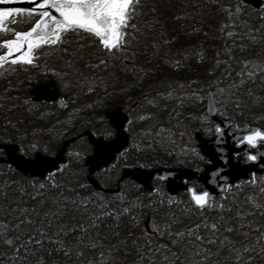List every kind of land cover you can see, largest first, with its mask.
<instances>
[{
  "label": "snow or ice",
  "instance_id": "6c2138e0",
  "mask_svg": "<svg viewBox=\"0 0 264 264\" xmlns=\"http://www.w3.org/2000/svg\"><path fill=\"white\" fill-rule=\"evenodd\" d=\"M8 2L10 0H0V3ZM230 8L231 6L222 5L220 10L227 12L234 27V13ZM234 9L235 18L238 19L243 12L241 4L238 2ZM148 11L155 13L156 5L146 4L145 0H38L35 7H0V33L11 35V38L0 39V68H4L6 65H19L22 69H25L26 66H36L37 58L46 54L45 49H59L61 45L65 44L69 35L78 38L87 37L90 44L94 43L98 50L107 57V59L97 58L96 63L85 61L84 68L94 69L100 65L108 68L111 66L109 61L114 58L119 59L120 54H123V60H128L131 57L134 61L138 57V52L132 50L133 42L138 44L140 38L144 36V33L139 30L136 20L146 16ZM17 16L21 18V22H26L25 16L27 21H31L35 17L38 18H35L31 27L24 31L7 27L6 21L11 20L15 24ZM173 18L179 19L180 17ZM258 18L264 22V6L261 7ZM144 23L148 26L149 31L155 24H160L163 29V24L159 19H154L151 22L145 20ZM221 27L223 29L224 26ZM261 29H264V23L257 28L248 26L246 33L226 32L225 35H236L238 39H247L250 44H258L264 41V33L261 32ZM253 32L256 35H249ZM160 34L164 35L163 32ZM176 40L177 37L173 36L171 41L165 38L162 43L168 45ZM147 47L148 45L145 44V49ZM151 47L154 53L159 52V45L155 40L151 41ZM247 48V44L240 45L241 52ZM62 50L68 53L67 48ZM228 53L227 61H232L231 51L228 50ZM148 55L151 56L152 53ZM219 55L220 53L217 52V57ZM186 58L187 54L185 53ZM202 59V54L198 52L196 54L197 63ZM147 63L151 64V60L148 59ZM219 63L220 61L217 60L215 66L219 67ZM238 63L241 65V70L236 71L235 76L240 79H230L229 72L223 78H217L207 83L196 80L187 82L169 80L165 90L155 93V96L160 100L175 99L176 104L180 106L186 102L195 105L201 100L207 101L205 113L199 117H192L193 120L199 119L202 125L209 122L208 113L213 116L219 113L227 121L226 126L224 121H221L204 129L206 132L215 134L214 140L208 145L193 144L191 142L193 138L189 133V141L184 144L178 154L184 159L178 158L176 161L180 164L188 163V158L203 161L205 155L211 157L208 162L214 169L211 173V177L214 179L210 178L208 183L216 186V190L220 194V201L228 200L232 189L239 188L242 183L256 184L255 173H251L250 180L238 181L235 184L229 182L224 165H228L237 175H242L247 172V169L241 168L240 165L256 162L260 157L255 150L264 147V127L250 125L247 122L241 125L236 120V117L241 116L247 119L248 115L252 113L253 107L264 108V98L256 97L250 88L243 91L245 84L249 81L255 82L257 77L264 82V67H262L264 61L245 59ZM250 64L255 65V69L245 71L244 69ZM67 66L72 67L71 62ZM182 66L179 60H173L168 64V67L173 69H180ZM9 70L15 71V67H11ZM127 70L131 71L130 68ZM137 71L141 79L134 78L133 84L140 85L142 78L151 75L153 69L138 66ZM206 74L213 76L214 68H208ZM88 79L91 82L87 85V92L91 93L95 90L96 80L91 77ZM80 83L84 84V79H81ZM198 83L199 87H193ZM99 86L102 87L104 95L108 96L107 85L103 79H100ZM205 87L209 91L201 96ZM176 89L180 90L179 96L175 95ZM121 91L123 92L124 89ZM144 98L151 106H157L155 98L148 99L146 94ZM248 99H251V104L248 103ZM25 103L29 102L25 101ZM102 105L103 101L97 100L86 107L91 109L94 106ZM34 106L30 105L29 111ZM229 106L235 110L231 118L228 117ZM146 118H152L151 114L137 117L139 120ZM97 119H102V116H98ZM253 119H264V114L253 115ZM128 123L131 124L132 120L129 119ZM227 128H234L235 134L227 133ZM162 133L169 139L173 135L163 125L157 130L156 136L159 137ZM226 133L232 138L237 150L228 152L223 146ZM112 135V133H106L105 139H109ZM180 135L183 136L184 133L181 132ZM9 142L5 141V143ZM95 144V155L88 160V164L98 168L100 163H104L106 168L102 171L115 168L121 158L128 157L129 149L119 139H110L108 143L102 140L96 141ZM242 146L243 154L240 151ZM3 151L4 149L0 148V152ZM17 151L20 156H13V163L21 170L28 172L31 179L26 184L15 182L18 185L16 191L19 193V197L12 199H8L7 189L11 188L13 182L6 180L4 184L0 185V200L7 201L4 208L0 209V212H3V215L0 216V243L8 246L13 254L19 255V250L13 248V245L20 239V229L27 226L29 231L25 233L26 240L20 243V249L24 252H31L32 246L40 247L44 243L51 246L47 258L43 256L37 258L36 264H61L62 260L64 264H68V262L71 264H108L109 261L111 264H119L121 252H123V258L127 259L131 254L128 250L129 239L133 236L131 228L136 225L138 219L135 210L151 208L152 200H149L147 205L132 200L119 211H113L108 208L100 193L81 195V191L85 190L87 185L80 183L79 179H64V174L69 171L72 164L81 163L83 153L69 151L67 155L74 159L72 161L63 160L52 148V141L29 140L27 135L19 139L18 147L8 150L9 155ZM29 155H31V159H22ZM261 156H264V153H261ZM233 159H236L238 163H233ZM110 160L111 164L108 163ZM148 166L147 164L139 165L140 168ZM58 174L59 179L57 178ZM78 175V172L73 171V177ZM158 179L166 180L168 178L159 176ZM260 179L264 182V177ZM182 186L187 197L186 200H177L174 194H170L166 201L161 198L159 203L163 205L166 202L169 206L174 204L178 207L183 206L182 211L186 213H200L199 219L204 221L203 226L208 230V235L202 236L199 233L201 224L198 222H193L190 227L173 232L172 225L179 222L173 215L171 222L156 223L151 229L154 237L170 238L162 246H154L151 240L138 244L137 241L145 235L143 232L131 240L135 251L132 264H145V261L147 264H158V261L159 264H207L209 260L213 259L214 264H222V262L223 264H251L253 254L257 253V250L264 252V224L248 219L250 216L264 215V203H254V211H244L237 207L234 215L224 220L223 213L225 211L232 212L231 206L226 209L223 203L214 202L213 192L203 186L190 184L188 180H185ZM29 189L31 190L29 191ZM260 191L264 193V188H261ZM153 195H160L158 187L152 188L149 192L150 197ZM25 198L33 202L30 207L22 206ZM119 199L121 203H124L123 196H120ZM90 207L99 209V211H89ZM205 210L216 211L221 215L217 220L209 221L202 215ZM77 217H79L78 220ZM123 217H128V225L123 238H121L119 229L122 226ZM69 219L75 223L70 225ZM105 220L112 221L113 231L110 240L107 235H101V229L109 227L104 223ZM9 232L13 235H9ZM185 236L188 239H185ZM250 236L252 239H249ZM233 237H239V239ZM211 246H215V254H213ZM86 252L92 255L86 256ZM32 255L35 256V253L33 252ZM27 259L28 257L25 256L24 260ZM19 264H24V261H20Z\"/></svg>",
  "mask_w": 264,
  "mask_h": 264
},
{
  "label": "trees",
  "instance_id": "16d2710c",
  "mask_svg": "<svg viewBox=\"0 0 264 264\" xmlns=\"http://www.w3.org/2000/svg\"><path fill=\"white\" fill-rule=\"evenodd\" d=\"M145 2L149 5L155 4L156 12L152 13L151 11H148L146 16L136 20L139 30L144 33V36L140 38L139 43L137 44V42H133L132 45V50L138 52V57L134 61L131 57H129L128 60L123 61V54H120L121 60L123 62L120 61V65H118V67L108 68L104 78V81H107V83L114 82L117 85L124 84L128 86V91L122 92L121 90L115 91L114 89L107 88L109 95L105 96L103 90H101L98 96L99 100L103 101V105L94 106L91 109L87 108V105L83 106L81 107V112L83 113V115H93L101 113L105 109H109L117 104L124 103L132 96L139 95L141 98H143L145 94L147 96H153L155 95L156 91H159L157 89L161 87V85L166 86L169 80L182 82H187L188 80H196L198 82H203L204 79L208 76L206 74V70L208 68H214V72L215 74H217L224 73L227 66V72H230L229 78L232 80H237L240 79V77H236L235 72L241 70V65L238 63V61H242L247 59L248 57L251 58L255 56H257L260 60H264V41H261L258 44H250L247 39H238L236 35H225L226 32L246 33L248 30V26L257 28L262 23H264L258 18V15L251 17V19L248 20L247 23V17H245L244 14L239 15L238 19L235 18L234 14V27H231L230 30L225 29L224 25L228 24V15L227 12L220 10L221 6H231L232 8L239 2L242 9L247 11V6L240 2V0H145ZM173 17L180 18L174 19ZM154 19H159L161 21V23L163 24V29H161L160 24H155L151 31L148 30V26L144 23L145 20L151 22ZM222 25L224 26L223 29L221 27ZM244 29H246V31H243ZM161 32L164 33L163 36H161ZM261 32L264 33V29H261ZM249 35H256V33L253 32ZM173 36L177 37L176 41H172L168 45H164L162 43L163 39L165 38L171 41V38ZM153 40H155L159 45L158 53H154V50L151 47V41ZM145 44L148 45L147 49H145ZM244 44H247L248 48L245 51L241 52L240 45ZM63 48H68V46L63 45ZM228 50L231 51L232 61H227V56L229 54ZM198 52L203 56V59L199 63H197L196 60V54ZM217 52L220 53L219 57H217ZM149 53H152V55L149 56ZM185 53L187 54L186 59ZM165 54L167 55L165 56ZM101 55L103 56L102 58H105V54H102L101 52ZM52 57H55V55H52ZM96 59L97 58H95L94 60L96 61ZM148 59L151 60V64L147 63ZM173 60L181 61L183 66L180 69H173L168 67V64ZM217 60L220 61L219 67L215 66V62ZM124 62L126 63V65H124ZM36 63L39 64L40 62L36 61ZM122 64L124 66H122ZM129 64H131V66H129ZM16 66H18V71H21V67L19 65ZM138 66H142L145 68L151 67L153 69V72L151 75L143 77L142 83L140 85H135L133 84L134 78L137 80L141 79L137 71ZM129 68L131 69L130 72L127 70ZM121 69H124V71H121ZM244 70L247 71V68ZM222 76L224 77L225 75ZM20 78H22V76L18 74L17 79ZM47 78H50V76H48L46 72H44V74L40 73L36 77L29 79L26 83L30 85L32 83L41 82ZM57 85L61 90V84ZM193 87H199V83L193 85ZM249 88L252 89L253 94L256 97L264 98V82H262L258 77L255 82L249 81L248 83H246L243 91H247ZM17 91L18 89H16L14 86H11L9 87V89L5 90V92H9L8 94H10L11 92L17 94ZM25 101H28L29 103L26 104ZM21 103V108L19 107V105H16L17 109L20 110L19 115L18 111H12V114L17 118L18 123L20 124L21 117H23L25 121L31 118L34 124H38V127L40 128V135L46 141H55L56 147L65 137L68 136L71 130L75 129L76 124L74 122H69L68 124L63 126L60 123H57L55 114L59 113V111H56L51 104L45 102L35 103L30 99H24ZM248 103H252L251 99H248ZM30 105H35L34 107H31V111H29ZM200 109H203L202 103ZM7 110L8 109L5 104L0 106L1 126H5V124H7ZM234 111L235 110L231 106H229L228 116L232 117ZM261 114H264V108L253 107L252 113L248 115L247 119L241 116L236 117V120L238 123L247 122L250 125L264 124V119H253V115L260 116ZM1 129L0 142L1 140L3 142L9 141L6 137H4V133ZM14 140L15 139L12 138V141ZM136 161H139V159H136ZM79 166L82 167L81 165ZM78 169L79 167L77 166V171L79 172L80 169ZM57 178L59 179V175ZM64 179H79L80 183L86 184L84 178L81 179L79 175L77 177L64 176ZM6 180L13 182L11 188L7 189L8 199H12L14 197H19V193L16 191L18 185L15 182L19 181L21 184H26V182L30 179L20 175L12 166L0 163V185L4 184ZM86 185L87 188L81 191V195L83 196H88L90 193H93L92 188L88 184ZM261 188H264V182L260 181L259 178L256 179L255 185L250 182L247 183V186L239 191L238 197L234 202L224 204L226 209L230 206L233 209L232 212L225 211L223 213L224 220H227L228 217L233 216L237 207L241 208L244 211H254V203H264V193L260 191ZM30 190L31 189H29V191ZM146 195L147 193L143 192L140 188L133 187L130 191V200H124V203H121L120 200H117V195H111L107 196L108 199H106L105 202L107 203L108 208L112 209L113 211H119L122 207H124L128 202L132 200H137L138 203H143L144 205H146ZM249 197H251L252 199L249 200ZM5 203H7L6 200H0V209L4 208ZM32 203V201H28L27 198H25L22 206L30 207ZM157 207L158 204H156V209ZM89 211L98 212L99 209L90 207ZM135 211L137 212L138 219L136 221V225L131 228L133 236L129 239L128 242V250L131 252V254L127 257V259H124L123 252L120 253V258L127 264H132V261L135 257V251L133 250L131 240L140 236L142 232L145 233L142 225L143 221L141 220L142 216L151 215L153 217V220L158 216L156 210H150V208H145L144 210L136 209ZM2 215L3 212H0V216ZM197 215L195 216L193 222H198L201 224L199 233L202 236L208 235V230H206L203 226L204 221L199 219L201 214L198 213ZM202 215L207 217L209 221H215L221 214L216 211L205 210ZM78 219L79 217H77V220ZM248 219L256 221L260 224H264V215L250 216L248 217ZM122 220L123 223L119 231L121 233V237L123 238L124 233L127 230L128 217H123ZM74 223L75 221L69 219L70 225ZM104 223L109 225L112 223V221L105 220ZM106 229L107 228L101 229V235H104ZM28 231V227L23 226L19 232L20 239L16 242L15 245H13V248L19 250V255L13 254L8 246L0 243V264H19L20 261H24V264H36L37 258L42 256L47 258V253L49 252L51 247L48 243H44L40 247L32 246L31 252H24L22 249H20V243L26 240L25 233H28ZM111 233L112 231L110 233H107L109 240L112 238ZM9 235H13V233L9 232ZM147 236L151 237V239L147 238ZM144 238L146 239V241L151 240L154 246H162L163 243L170 239L169 237H154L148 235L147 233H145ZM233 238L237 239L238 237ZM185 239H188V237L185 236ZM249 239H252V236H250ZM137 243L143 244L145 243V241L138 240ZM211 247L213 253H215V246ZM33 252L35 253V256L32 255ZM91 255L92 254L89 253L86 256ZM221 255H223V253H221ZM25 256L28 257L26 261L24 260ZM213 261L214 260H209L207 264H214ZM61 264H64L63 260L61 261ZM68 264H71V262H68ZM145 264H147V261H145ZM251 264H264V252H259L257 250V253L253 254Z\"/></svg>",
  "mask_w": 264,
  "mask_h": 264
},
{
  "label": "rangeland",
  "instance_id": "374dc122",
  "mask_svg": "<svg viewBox=\"0 0 264 264\" xmlns=\"http://www.w3.org/2000/svg\"><path fill=\"white\" fill-rule=\"evenodd\" d=\"M234 6L230 8V10L233 11V13L235 14ZM262 6H264V3ZM261 7L259 9H253L250 6H247V11L243 10L241 14H244L245 17H247V23L248 20L251 19V17H254L256 15H258L259 17ZM25 21L26 22H21V18L17 16V22L15 24H13L11 20H8L6 21V26L12 27L15 30L24 31L27 30L29 27H31V24L33 23V20L27 21L26 16H25ZM227 21L228 24H225L224 26L225 29L230 30L231 27H233L232 26L233 22L229 20V17H227ZM243 31H246V29H244ZM7 38H11V35L8 33H0V39H7ZM63 45L68 46L67 48L68 53H70L71 55L65 53L62 50ZM63 45H61L59 49H45L44 51L46 54H42L37 58L36 61L40 63L39 64L36 63V66H26L25 69L21 68L20 69L21 71H18V66L16 65L15 66L6 65L4 68H0V106L5 104V106H7L8 109L7 110L8 114L6 117L7 124H5V126L0 125V129L2 128L1 130L4 133V137H6L10 142H15L19 144V139L25 137V135H27V138L29 140L46 141L40 135V130H39L40 128L38 127L37 123L34 124L31 118L25 121L23 117H21V122L19 124L17 118L13 116L12 111H18V115H19L20 110L17 109L16 105H19V107L21 108L22 100L30 99L28 93L29 89L34 85L42 83L48 79H52L57 84H61V92L63 93V98L65 100L64 103L65 106L63 110L55 114V119L57 121H60V124L62 126L68 124L69 122H74L76 124L75 129L71 130L68 136L65 137L64 139L72 136H76V134L81 132L83 129H91L95 131L96 134L107 133L106 130L109 127V125L106 122V120L103 118L102 115L103 111L101 113H97L93 115L91 114L83 115V113L81 112V107L90 104L92 101L94 102L99 100L98 95L102 90V87L99 86L100 79L104 80L108 68L118 67V65H120V61H122L121 57L119 59L114 58L111 61H109L111 66L108 68H105L103 65H100L94 69L84 68L83 64L85 61H88L89 63H96L97 59L95 61L94 60L95 58L107 59V57L105 56V58H102L103 56L101 55V51L98 50L95 44L94 45L90 44L87 37L78 38L74 35H69L66 38L65 44ZM81 46L83 47L81 48ZM52 55H55V57H52ZM247 59L249 60L255 59L258 62L264 61V60H260L257 56L251 58L248 57ZM69 62H71L72 67L67 66ZM124 65H126L125 62ZM124 65L122 64V66ZM129 66H131V64H129ZM11 67H15V71H10L9 69ZM262 67H264V65H262ZM50 69L52 71H49ZM225 69L226 70L224 73H217L213 76H207L204 79L203 83L210 82L211 80L217 78H223L222 75L228 74L227 66ZM254 69H255V65L250 64L247 67V71H251ZM44 72H46V74L50 76V78L44 79L41 82L32 83L30 85L26 83L29 79L36 77L40 73L44 74ZM18 74H20L22 78L17 79ZM89 77L96 80L95 90L91 93L87 92V85L91 82L88 79ZM81 79H84V84L80 83ZM104 82L107 85L108 89H114L115 91L124 89V91H128V86L124 84L117 85L114 82H110V83H107V81ZM11 86H14L16 89H18L17 94H14L13 92L8 94L9 92H5V90L9 89V87ZM113 86H115L116 88ZM157 90L159 91L165 90V85H161V87H159ZM207 91L208 89L205 87L201 92V96H204V94L207 93ZM179 93L180 90L176 89L175 95L179 96ZM147 98L148 99L155 98L157 100V106L156 107L151 106L150 104L147 103V100L144 97L141 98L139 95L132 96L121 104V105L124 104L126 111L129 114V119L132 120L131 124H129L128 122L126 123V129L127 132L129 133L128 157L126 159L121 158V160L117 163V166L115 168L98 172L99 174L98 178L106 179L109 176L110 171L115 172L118 168L124 165L127 166H132V165L134 166L140 164H147L149 166H156L159 164L166 166L179 165L178 163H176L177 159L178 158L184 159V157L178 156V154L180 153L181 149L184 147V144L189 141V133L191 137L193 135V132L196 130L200 131L205 136L212 133V132L204 131L206 127H210L212 124L209 119H208L209 122L203 125L201 124L199 119L196 120L192 119V117H199L201 114L205 113L204 109L202 110L200 109L201 103L202 106L204 104V100H201L200 103L195 105L186 102L183 106H180L176 104L175 99H168L165 101V100H160L155 95L147 96ZM136 100L138 101L137 104L134 107H132V103ZM161 101L165 103H162ZM165 104L166 107H164ZM148 114H151L152 118H146L144 120L137 119V117L140 115L147 116ZM98 116H102V119L98 120L97 119ZM218 116L223 117L219 113ZM240 124L242 125L243 122L242 123L240 122ZM161 125H163L164 128L170 130L173 133L170 139L167 138L166 135L163 133L159 137L156 136V132ZM181 132L184 133L183 136L180 135ZM229 132H235V129L230 128ZM12 138L15 140L12 141ZM1 142L3 141L1 140ZM191 142L196 145V142L193 139ZM60 143L56 147L55 141L54 142L52 141V148L56 151L59 148ZM133 145L135 146L133 147ZM149 145H151V147H149ZM137 149H139V151H137ZM69 151H79L84 154L83 155L84 158L86 154L90 153V147L85 142V140L84 141L80 140L75 143H72L67 148L66 155ZM169 153H172V155H169ZM0 155H2L1 152ZM73 159H74L73 157H69L67 155L68 161H72ZM136 159H139V161H136ZM188 159L189 162L182 163V165L184 164L190 166L193 165L192 168L197 169V167L195 166L200 165L199 164L200 160L198 159L192 160L191 158ZM79 165H81L82 167H80ZM77 166L80 169V170L78 169L79 172L77 171ZM73 171L78 172L81 179L84 178L86 182V177H85L86 168L84 167L83 160L78 165L72 164L69 171L65 173L64 176L73 177ZM262 175H264V173L260 175H255V177L256 179L259 178V180L261 181L260 179L261 177L259 176ZM103 185L112 186L113 184L104 183ZM130 185H131L130 181H126L124 184H122L121 191L116 196L117 200H120L119 199L120 196H123L125 200H130ZM246 186L247 183H242L239 188L234 187L232 189L230 198L228 200L220 201V195H219L214 202H221L223 204H229V202H234L238 197L239 191ZM157 187L160 189V195H153L151 197L149 196V194L146 195V205L149 203V200H152L153 204L150 210L154 209L158 214L157 218H155L154 220L153 217L150 215L151 216L150 227L152 228L154 224L162 223L164 221L171 222L173 215L179 221L178 223L172 225L173 232H175L176 230H183L187 227H190L197 213H191V212L186 213L182 211L183 206L178 207L175 204L169 206L165 202L163 205H161L159 203V200L161 198H164L166 201L167 199L166 192L159 185ZM92 191L93 193H99L94 189H92ZM100 194L104 197V200L108 199L107 196H110L101 192ZM176 199L186 200L183 195H179L178 197H176ZM156 204H158L157 209H156ZM145 217L146 215L142 216L141 220L143 221ZM111 225L112 223L109 224V227L106 229L104 235H107V233L113 231ZM147 238L151 239V237L149 236H147ZM237 239H239V237ZM139 241H146V239L143 237ZM88 254L89 253L87 252L85 253V255ZM108 264H111V261H109ZM119 264H127V263L120 258Z\"/></svg>",
  "mask_w": 264,
  "mask_h": 264
},
{
  "label": "water",
  "instance_id": "95a60500",
  "mask_svg": "<svg viewBox=\"0 0 264 264\" xmlns=\"http://www.w3.org/2000/svg\"><path fill=\"white\" fill-rule=\"evenodd\" d=\"M242 3L249 5L253 9H259L262 5L264 0H240ZM36 3H38V0H10L8 3H0V7H18V8H28V7H35ZM29 95L31 96L32 101H47V102H53L56 105L57 109H61L63 106V101L58 93L57 86L55 82L52 79H48L42 83L36 84L33 87H31L28 91ZM208 102H204V111L206 110ZM136 105V102L133 103V106ZM103 116L108 121L110 126L115 130L114 136L111 139H119L121 142L125 144L127 147L129 144V135L125 131L124 126L125 123L128 120V115L123 111V108L121 106H116L115 108H112L110 110H106L103 112ZM208 117L211 118L213 123H219L221 121H224V124L226 126L227 121L223 118H220L217 116V113L213 116L211 113H208ZM115 119V123H114ZM258 127H264L260 125H256ZM229 129L227 128V133H229ZM226 133L224 137V147L227 149L228 152H231L233 150H237L235 144L233 143V140L230 136H228ZM235 134V132H232ZM85 136L87 142L91 145V153L87 154L84 157V166L86 167V180L87 183L92 186V188L96 191H102L105 193H114L118 192L119 190V182L125 178H130L132 180H135L138 184L142 185L144 190L151 191L152 185L151 180L158 178L159 176H165L168 179L162 180L165 186L166 191L169 194L176 195L179 191H184L183 188V182L182 179H186L188 181H194L199 182L200 186H203L210 192H213L215 198L219 195V192L216 190V186L214 184L208 183L209 179L211 177V173L214 170L212 165L208 162L207 164H204L202 167L201 172H196L190 168H179V167H149V168H140L139 166H125L121 169V174L119 177V180L117 182V187L115 188H104L101 186L99 181L94 177V173L101 168L106 167L104 163H100V166L98 168L92 167L88 164V160L95 155V147L96 141H103L105 143H108L110 141L104 139L102 136H95L90 130L85 129L76 136L69 137L64 139L59 148L56 150L58 155L61 159L66 160L65 153L67 150V147L74 142L77 138ZM215 134L213 133L212 137L206 138L202 135L200 131H195L193 133V138L196 141V145L205 144L208 145L211 141L214 140ZM18 147V144L15 142H0V148H3L4 151L2 152V155H0V163L8 164L12 166L17 172H19L22 176L31 178L29 173L26 171L21 170L16 166L15 163H13V156H20V153L17 151L13 153L12 155H9L8 150ZM243 146L241 151V154H243ZM249 151H252L249 149ZM257 151L258 157H260L256 162H247L244 164H241L240 167L243 169H247V172L242 175H237L228 165H224L225 173L228 174L229 182L235 184L236 182L240 180H247L250 178L251 173L255 174H263L264 173V156H261V153H264V147H260ZM115 155V154H113ZM32 157H22V159H31ZM205 158L209 161L211 157L208 155H205ZM112 161H108L110 164ZM233 163H238L236 159H233ZM217 167H220V165H217ZM149 219L146 218L143 222V225L145 227V230L147 232H150L149 226Z\"/></svg>",
  "mask_w": 264,
  "mask_h": 264
},
{
  "label": "flooded vegetation",
  "instance_id": "af4514ba",
  "mask_svg": "<svg viewBox=\"0 0 264 264\" xmlns=\"http://www.w3.org/2000/svg\"><path fill=\"white\" fill-rule=\"evenodd\" d=\"M57 90H58V93H59V95H60V97H61V99H62V101H63V104L65 103V100H64V98H63V93L61 92V90L58 88V85H57ZM30 97V96H29ZM30 100L32 101V99H31V97H30ZM34 102V101H33ZM42 102H45V103H48V104H51L53 107H54V109L56 110V111H62L63 110V108H64V106H65V104L63 105V108H61V109H57L56 108V105H55V103H53V102H47V101H38V102H35V103H42ZM134 102H136V104H137V100L136 101H134ZM133 102V103H134ZM133 103H132V107H134L133 106ZM116 106H121L122 108H123V111L128 115V120H129V114H128V112L126 111V108H125V106H124V104L123 105H121V104H117V105H115L113 108H115ZM112 109V108H111ZM106 110H110V109H106ZM106 110H104V111H106ZM103 111V112H104ZM102 115H103V113H102ZM218 116V115H217ZM103 118L105 119V117L103 116ZM208 119L210 120V122L213 124V122H212V120L208 117ZM106 120V119H105ZM128 120H127V122H128ZM106 122L108 123V121L106 120ZM126 122V123H127ZM126 123H125V126H124V129H126ZM108 125H109V127L107 128V130H106V132L107 133H112L113 135L109 138V139H111V138H113V136H114V132H115V130L110 126V124L108 123ZM260 125H264V124H260ZM83 130H85V129H83ZM82 130V131H83ZM88 130H90L95 136H102L104 139H105V134H96L95 133V131H93V130H91V129H88ZM81 131V132H82ZM196 131H198V130H196ZM127 132V131H126ZM195 132V131H194ZM193 132V133H194ZM80 133V132H79ZM78 133V134H79ZM128 133V132H127ZM203 134V133H202ZM77 135V134H76ZM128 135H129V133H128ZM213 135V132L212 133H210L209 135H204L203 134V136H205V137H207V138H209V137H211ZM192 137H193V135H192ZM109 139H106V140H109ZM84 141L85 140V142L89 145V147H90V153H91V149H92V147H91V145L87 142V140H86V137L85 136H81V137H79L78 139H76L73 143H75V142H77V141ZM193 140H194V138H193ZM195 141V140H194ZM196 142V141H195ZM128 147V146H127ZM89 154V153H88ZM87 155V154H86ZM85 155V156H86ZM112 163V162H111ZM110 163V164H111ZM208 163V160L205 158L203 161H201L200 160V162H199V164L200 165H197V166H195V167H197V169H195V168H192L193 167V165H187V164H184V165H182V163H180L179 165H175V166H173V165H169V166H166V165H156V166H149V167H179V168H190V169H192V170H194V171H196V172H201L202 171V167H203V165L204 164H207ZM125 166H127V165H124V166H122V167H120V168H118L115 172H112V171H110V174H109V176L106 178V179H102V178H98L99 177V174H98V172H100V171H102L103 169H105L106 167H104V168H101L100 170H98V171H96L95 173H94V177L99 181V183L101 184V186L102 187H104V188H115V187H117V182H118V180H119V177H120V174H121V169L123 168V167H125ZM134 166H139V165H134ZM199 166V167H198ZM131 167H133V165L131 166ZM149 167H146V168H149ZM86 168V167H85ZM98 175V176H97ZM86 177V176H85ZM186 179H182V182L184 183V181H185ZM126 181H130L131 182V185H130V191L132 190V188L133 187H136V185H139V187L138 188H140L143 192H145V193H147V195L149 194V192L150 191H147V190H144V188H143V186L142 185H140V184H138L135 180H132V179H130L129 177L128 178H125V179H123V180H121L120 182H119V190H118V192H114V193H105V192H102V191H100L101 193H104V194H107V195H118L119 193H120V191H121V186H122V184H124ZM86 182H87V180H86ZM151 185H152V188H154V187H157L158 185L160 186V187H162L163 189H164V191L166 192V197H168L170 194L166 191V189H165V186H164V183H163V181L162 180H159L158 178H155V179H152L151 181ZM190 184H195V185H197V186H200V183L199 182H194V181H188ZM104 183H112L113 185L112 186H104L103 184ZM91 188H92V186L90 185V184H88ZM99 192V193H100ZM179 195H183L184 197H185V199H187V197H186V195H185V193H184V191H179L175 196L176 197H178ZM198 214V213H197ZM196 214V215H197ZM200 214V213H199ZM197 216H199V215H197ZM146 218H148L149 219V226L151 225V216H149V215H146V217L144 218V220L146 219ZM144 220H143V222H144ZM143 224V223H142ZM151 228V227H150ZM152 229V228H151ZM148 235H151L152 236V233L150 232V233H148V232H146Z\"/></svg>",
  "mask_w": 264,
  "mask_h": 264
}]
</instances>
